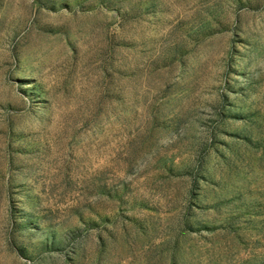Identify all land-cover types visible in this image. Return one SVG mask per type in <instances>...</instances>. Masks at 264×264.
Returning <instances> with one entry per match:
<instances>
[{"label":"rangeland","instance_id":"rangeland-1","mask_svg":"<svg viewBox=\"0 0 264 264\" xmlns=\"http://www.w3.org/2000/svg\"><path fill=\"white\" fill-rule=\"evenodd\" d=\"M0 264H264V0H0Z\"/></svg>","mask_w":264,"mask_h":264}]
</instances>
